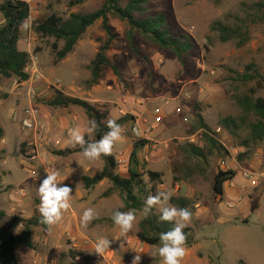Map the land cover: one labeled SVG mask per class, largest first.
Returning <instances> with one entry per match:
<instances>
[{
	"label": "rangeland",
	"instance_id": "374dc122",
	"mask_svg": "<svg viewBox=\"0 0 264 264\" xmlns=\"http://www.w3.org/2000/svg\"><path fill=\"white\" fill-rule=\"evenodd\" d=\"M26 1L31 7L32 26L23 31L19 48L31 55L27 68L30 79L24 83L0 79V94L6 95L0 100V125L6 133L4 141H0V191L4 192L0 206L7 213L4 223L8 226L13 216L28 218L39 211L38 188L47 175L46 170H59L58 179L61 185L72 188V198L70 209L58 225L47 234L36 231L37 251L17 250L19 262L83 264L84 258L89 257L90 264H131L140 252L141 264H162L156 254L157 247L146 245L138 238L141 222L148 216L144 211L136 213L132 231L120 237L111 216L117 209L128 210L119 194L105 196L112 184L104 181L91 190L83 186V176L92 177L102 171V159L88 161L81 153L59 154L79 147L71 146L68 129L77 126L85 129L89 122L81 108L48 105L59 90L89 101L102 111H110L109 118L134 117L123 126L125 141L117 143L113 151L120 176H128L134 143L147 139L151 145L141 151L140 160L147 169L163 174V185L150 183L145 177L150 195L165 191L172 194L171 198L192 199L197 210L186 228L194 230L196 244L186 248L181 264H264V143L253 148L240 164L239 155L247 150L219 127L221 118L239 113L230 81L234 72L244 73L249 65L255 64L264 76V22L251 28L252 41L241 49L234 43H222L211 30L214 22L224 20L229 14L243 15V5L256 0H224L218 6L211 0H153L150 14L166 13L173 34H187L195 43L194 52L183 62L140 41L142 57H138L126 40V23L111 19L110 25L118 36L108 57L121 75H115L109 68L103 72L100 85L91 90L86 87L89 66L106 39L102 22L92 26L74 52L59 63L53 48L56 40L42 38L36 28L52 14L68 18L77 12H94L101 8L103 0H89L76 7L70 6L72 0ZM4 23L0 13V26ZM62 48L63 43H59V49ZM33 60L40 79L33 74ZM257 97L264 98V87L258 90ZM197 115L218 134L230 156L214 158L206 175L183 181L181 175H175L173 165L182 160V145L194 136L195 142L200 143V132L189 135ZM28 119L38 130L24 127L23 122ZM23 143L28 145L27 154L21 152ZM218 168L238 172L233 182L225 184L222 201L213 190ZM65 177L68 178L64 180ZM90 207L99 213V218L83 227L80 218ZM102 237L112 242L109 250L99 254L95 245Z\"/></svg>",
	"mask_w": 264,
	"mask_h": 264
},
{
	"label": "trees",
	"instance_id": "16d2710c",
	"mask_svg": "<svg viewBox=\"0 0 264 264\" xmlns=\"http://www.w3.org/2000/svg\"><path fill=\"white\" fill-rule=\"evenodd\" d=\"M89 0H72L71 7L87 3ZM217 6L224 0H211ZM153 0H103L101 8L91 13H73L68 18L52 14L42 24L38 25L36 32L42 38H54L53 45L57 62L64 61L72 54L79 41L97 22H102L106 39L101 42L95 59L89 66L90 79L86 82L87 89L100 85L103 72L112 69L115 75L121 73L116 65H113L108 57L112 45L117 40V34L110 25L111 19H117L126 23L128 31L126 40L129 48L138 57H142L139 41L152 46L160 52L173 54L179 62L192 55L195 43L187 34L176 36L168 22L166 13L150 14ZM243 15L229 14L224 20L213 23L211 30L218 35L222 43H234L238 49L246 47L252 41L251 28L264 22V0H256L251 5H243ZM0 13L5 23L0 26V79H17L21 83L27 82L30 75L27 68L31 63V55L19 48L23 31L20 24L31 17V7L26 0H3L0 1ZM59 43L63 48L59 49ZM235 93L233 101L239 109L237 115L223 117L219 120V127L227 131L239 147L246 149L245 153L239 155L238 161L244 163L252 152V149L264 143V98L257 97L258 90L264 87V76L255 64L247 67L244 73L234 72L230 79ZM252 83H255L252 86ZM0 94V100L5 98ZM54 108L78 107L84 110L87 118L96 120L99 131L93 138L85 136L86 140H98L108 131L106 121L109 119L110 111H102L98 106L89 101L65 95L62 91H55L54 97L48 102ZM134 119L131 115L117 119V123L125 126ZM200 132L201 140L187 142L181 146L182 160L173 165L175 175H181L182 180L192 178L195 175H206L211 161L219 157L227 159L230 156L228 149L218 139V134L212 131L201 115H197L195 123L189 135L193 136ZM6 133L0 125V141L5 139ZM151 142L140 139L133 145L130 155V168L128 176L122 177L117 171L119 163L115 154L101 156L104 163L101 172L95 176H83L82 184L87 190H91L104 181L112 184L105 196L113 193L119 194L125 210L135 209L136 213L144 209V202L151 190L145 181L149 178L150 183L163 185V174L147 169L146 164L140 160V153ZM21 152L27 154L26 143H23ZM115 146L113 148V151ZM77 147L74 150L59 152L61 155L81 153ZM238 176L236 170L224 171L218 168L213 181V190L222 201L225 196V184L233 182ZM180 180V179H177ZM4 192L0 191V199ZM172 205L189 208L193 215L197 208L192 199L185 196L172 197ZM258 207L255 204L254 209ZM7 213L0 206V264H21L16 252L19 248L37 251L38 243L35 240L36 231L47 234L50 229L40 223L38 210L31 217L13 216L9 225L4 221ZM173 225L160 222L159 216L153 209L141 222V232L138 233L139 240L149 246L157 247L160 243L161 232H166ZM39 230V231H38ZM187 234L186 248H192L196 244L195 232L192 228H185ZM89 257L84 258L83 264H90Z\"/></svg>",
	"mask_w": 264,
	"mask_h": 264
},
{
	"label": "clouds",
	"instance_id": "9594fccd",
	"mask_svg": "<svg viewBox=\"0 0 264 264\" xmlns=\"http://www.w3.org/2000/svg\"><path fill=\"white\" fill-rule=\"evenodd\" d=\"M32 26L31 18H27L20 24L22 31L30 30ZM108 131L104 133L98 140L85 139V134L91 138L99 131V124L96 120H90L85 129L79 126L68 129V137L71 146L82 150L81 155L88 161H95L101 156L111 155L113 148L117 143L125 141V129L118 124L116 119L109 118L106 121ZM46 177L42 180L38 188L40 197L39 213L40 223L47 226L48 229L58 225L65 212L71 207L72 188L68 185H61L58 179L60 172L57 169L47 171ZM68 177H65L67 179ZM171 193L158 191L155 195H148L144 202V214L147 216L154 208L159 212V221L171 223L173 227L166 232H161L159 236V245L156 254L162 259V264H181L186 255L187 234L184 229L191 222L193 213L187 207H177L171 205ZM99 218V213L93 208H87L83 211L80 218L81 225L87 227L93 220ZM111 219L115 226L120 230V237H125L132 231L136 222V211L130 209L128 211L115 210ZM117 237L115 239H119ZM111 240L108 238H100L95 245V252L102 254L109 250ZM121 248L124 244L121 243ZM137 252V251H136ZM135 255L131 264H141L140 252Z\"/></svg>",
	"mask_w": 264,
	"mask_h": 264
},
{
	"label": "built area",
	"instance_id": "2783aa9c",
	"mask_svg": "<svg viewBox=\"0 0 264 264\" xmlns=\"http://www.w3.org/2000/svg\"><path fill=\"white\" fill-rule=\"evenodd\" d=\"M32 71H33V74L35 75V77H36L37 79H40V78H41V76H40V74H39V70H38V68H37V63L35 62V60L32 61ZM158 113H159V111H158ZM157 120L160 122V121H161V117L158 116V117H157ZM23 125H24V127H25L26 129H28V130H33V129L38 130V129H37L38 126H37L36 124H34L33 122H31L29 119H28V120H25V121L23 122ZM195 139H196L195 136L192 137V138L190 139V142H195ZM46 142L49 143V141H46ZM166 147H168L167 144H166Z\"/></svg>",
	"mask_w": 264,
	"mask_h": 264
},
{
	"label": "crops",
	"instance_id": "0c3cea01",
	"mask_svg": "<svg viewBox=\"0 0 264 264\" xmlns=\"http://www.w3.org/2000/svg\"><path fill=\"white\" fill-rule=\"evenodd\" d=\"M4 141V140H3Z\"/></svg>",
	"mask_w": 264,
	"mask_h": 264
}]
</instances>
